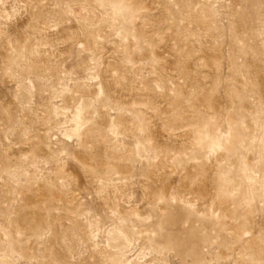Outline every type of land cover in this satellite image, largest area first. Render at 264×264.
Listing matches in <instances>:
<instances>
[{
    "label": "rangeland",
    "instance_id": "1",
    "mask_svg": "<svg viewBox=\"0 0 264 264\" xmlns=\"http://www.w3.org/2000/svg\"><path fill=\"white\" fill-rule=\"evenodd\" d=\"M0 264H264V0H0Z\"/></svg>",
    "mask_w": 264,
    "mask_h": 264
},
{
    "label": "bare ground",
    "instance_id": "2",
    "mask_svg": "<svg viewBox=\"0 0 264 264\" xmlns=\"http://www.w3.org/2000/svg\"><path fill=\"white\" fill-rule=\"evenodd\" d=\"M195 250V249H194Z\"/></svg>",
    "mask_w": 264,
    "mask_h": 264
}]
</instances>
